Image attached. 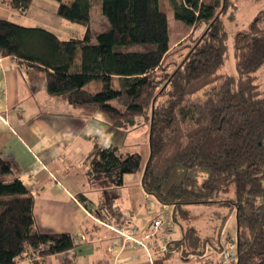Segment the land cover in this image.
<instances>
[{
	"label": "trees",
	"instance_id": "16d2710c",
	"mask_svg": "<svg viewBox=\"0 0 264 264\" xmlns=\"http://www.w3.org/2000/svg\"><path fill=\"white\" fill-rule=\"evenodd\" d=\"M51 1L57 17L83 27L82 38L61 40L0 19V56L42 74L49 96L102 113L116 130L148 127L143 169L138 152L123 156L95 145L87 157L89 182L120 188L126 175L141 173L144 191L172 207L179 224L190 219L189 207L226 209L215 212L220 225L234 209L233 264H264V94L256 84L264 65V8L234 35L237 75H229L221 72L229 54L222 17L236 0H169L174 19L190 29L172 48L160 0H100L107 25L94 34L91 0ZM2 2L23 15L33 0ZM91 82L95 92L85 88ZM18 174L15 163L0 158V264L23 256L40 264L73 248L74 238L37 230L33 196ZM181 228L178 243L201 252L205 240L193 227Z\"/></svg>",
	"mask_w": 264,
	"mask_h": 264
},
{
	"label": "crops",
	"instance_id": "0c3cea01",
	"mask_svg": "<svg viewBox=\"0 0 264 264\" xmlns=\"http://www.w3.org/2000/svg\"><path fill=\"white\" fill-rule=\"evenodd\" d=\"M33 2L28 12L21 15L0 0V19L8 20L3 17L14 14L28 16L34 8ZM168 11L169 8L167 21ZM55 22L62 24L58 20ZM39 27L61 40L82 38L83 35V32H72L69 25L60 29ZM177 41L169 46L174 47ZM75 61L79 63V59ZM96 86L95 90L99 88ZM140 128L145 129L142 144H133L137 146L135 148L126 144L129 134ZM95 145L116 147L118 154L123 156L138 152L143 169L149 156L148 127L138 124L126 133L116 130L102 113L89 114L73 108L65 100L49 96L42 74L20 66L10 57L0 56V158L15 163L19 169L18 179L33 196L37 230L46 234L68 233L74 238L73 248L47 256L40 264H153L151 252L149 257L143 249L124 245L116 234L96 219H100L98 214L106 209L116 214L115 219L111 217V222H131L143 231L149 222L160 218L156 213L161 212L164 216L170 210L172 212V207L164 208L154 196L144 191L141 173L126 175L120 188L107 187L101 181L89 182L87 157ZM80 195L84 197V203L80 202ZM188 210L191 214V209ZM229 215L235 218V210L232 209ZM173 224L179 227L178 234L170 231L167 237L162 231L172 240L170 252L160 254L164 259H171V264H181L173 256L177 255L183 262L217 257L219 240L222 239L219 238L220 232L225 225L228 227V218L208 234H203L194 223L191 225L200 240H205L199 253L184 250L185 247L178 243L182 239L183 224ZM234 227V232L227 237L232 243L236 219ZM181 246L183 254L179 252ZM32 260L23 256L14 264H32ZM210 264L215 263L211 261Z\"/></svg>",
	"mask_w": 264,
	"mask_h": 264
},
{
	"label": "rangeland",
	"instance_id": "374dc122",
	"mask_svg": "<svg viewBox=\"0 0 264 264\" xmlns=\"http://www.w3.org/2000/svg\"><path fill=\"white\" fill-rule=\"evenodd\" d=\"M160 6L162 10L166 13L168 11V24H169V45L172 46L178 39L185 38L189 35L190 29L184 23L177 21L173 17V13L169 4V0H160ZM33 9L29 12L28 16H21L19 14H14L9 17L6 15L3 18L11 20L17 24L26 26V27H36V26H50V28H62L64 25H69L71 27V31H79L84 32L83 27L69 23L55 15V4L51 0H34ZM264 8V0L260 2H252L250 0H236L235 4L230 8L228 13L222 17L223 23L225 25L227 31V45H228V58L226 59L221 72H224L229 75H237V67L235 64V59L233 55V39L234 35L237 32L246 31L256 16L257 12ZM232 14V19H229V14ZM61 21L62 24L58 25L55 21ZM107 22L103 18L100 13V0H91V12H90V28L94 33L100 32L105 28ZM181 39V40H182ZM179 41H177L178 43ZM79 54L77 53L76 59L78 60ZM257 81L256 84L260 85L261 91L264 94V65L256 72ZM95 83L91 82L86 86L91 92H95ZM144 128H140L135 130L133 133L129 134V138L126 141V144L135 148L137 146H132L133 144H142V140L144 138ZM135 150V149H129ZM191 209L190 219L188 221H181L182 224L191 226L193 223L202 231L203 234H208L212 232L215 227L220 225V220L215 217V212L219 213V215L226 213V209L215 208V207H189ZM234 210V209H233ZM171 210L169 211V213ZM168 213V212H167ZM158 217L164 219L163 214L160 212L156 213ZM229 215V214H228ZM228 227L225 225L222 233L220 232L219 240L221 245L228 250L229 253L233 254L235 252V246L232 243V240L227 239L228 234H232L234 232L235 218L232 215L228 217ZM192 216V217H191ZM226 218V219H227ZM193 222V223H192ZM196 228V227H195ZM226 228V230H225ZM179 227L175 224L164 223L162 231L164 230L165 235L167 237L170 236V231L176 232L175 235L178 234ZM197 229V228H196ZM140 233L142 232L139 230ZM169 239V238H168ZM171 239V238H170ZM172 240V239H171ZM141 249V248H139ZM216 258V259H214ZM206 258L203 260H194L193 262H183L177 258V255L173 256V259H177L181 264H210L213 261L215 264L220 262V256L217 257ZM199 259V258H198ZM151 261L153 264H171V259H164L159 251H151Z\"/></svg>",
	"mask_w": 264,
	"mask_h": 264
},
{
	"label": "built area",
	"instance_id": "2783aa9c",
	"mask_svg": "<svg viewBox=\"0 0 264 264\" xmlns=\"http://www.w3.org/2000/svg\"><path fill=\"white\" fill-rule=\"evenodd\" d=\"M166 207L167 206L164 205V208ZM99 214L103 219L97 218L96 221L116 234L124 245L131 244L134 247L141 248L146 251L149 257L151 250L154 249L161 253L170 252V239L162 233V228L165 222L173 223L172 212L164 214L165 221L161 218L153 219L146 225L141 233L138 227L131 222H111L110 213L106 209L101 210ZM180 249L179 252L183 254V247L181 246ZM218 255L221 259L220 262L216 264H233L236 262V253H229L221 244Z\"/></svg>",
	"mask_w": 264,
	"mask_h": 264
}]
</instances>
